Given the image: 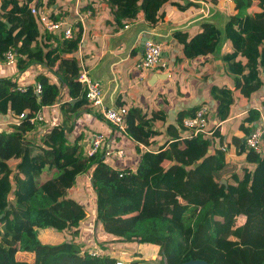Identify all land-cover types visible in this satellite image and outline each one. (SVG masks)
Segmentation results:
<instances>
[{"label":"trees","instance_id":"obj_1","mask_svg":"<svg viewBox=\"0 0 264 264\" xmlns=\"http://www.w3.org/2000/svg\"><path fill=\"white\" fill-rule=\"evenodd\" d=\"M109 1L123 8V17L134 18L143 10L153 24L167 0ZM31 5L47 6L42 0H0V63L4 64V53L11 47L19 54L16 65L21 72L34 63H44L51 70L60 63L55 70L57 81L45 73L37 75L43 87L40 95L32 83L27 82V90L22 92L18 82L0 78V116L15 119L12 113L26 115L21 123L10 124L0 134V264H117L109 252L92 255L83 242L51 243L44 238L45 233L52 234L62 226L79 233L87 210L69 192L77 178L86 174L96 191L97 218L104 230L132 246L158 245L163 264L192 259L264 264V151L255 152L246 140L225 151L218 130L211 137L185 138L170 129L171 136L159 142L163 133L155 123L163 112L155 108L150 114L143 113L135 106L128 109V133L136 150L141 152L142 144L152 149L142 153L136 169L113 168L104 151L82 154L78 142L69 141L66 122L53 126L36 141L28 138L43 122L31 123L29 118L59 103L62 87L67 100H74L66 102L69 112L77 114L81 106L89 104L87 90L79 80L81 25L74 26L71 38L63 32L50 33L33 15ZM235 5L224 29L234 44L225 70L234 77L236 88L251 95L264 80V0H235ZM49 13L52 20H61L54 8ZM203 27L186 41L183 51L187 57L207 55L219 48L221 29L212 23ZM54 43L56 49L50 51ZM227 91L224 87L222 94L212 92L214 99L225 96L216 106V116L222 120L231 112L232 98ZM187 114L179 113L178 124L183 125ZM260 119V109L252 106L240 128L249 135ZM216 140L219 146L209 152ZM235 154H245V166L236 162ZM46 171L53 174L41 181ZM12 251L34 253L35 259L18 260ZM209 256H213L211 260Z\"/></svg>","mask_w":264,"mask_h":264},{"label":"crops","instance_id":"obj_2","mask_svg":"<svg viewBox=\"0 0 264 264\" xmlns=\"http://www.w3.org/2000/svg\"><path fill=\"white\" fill-rule=\"evenodd\" d=\"M42 1L49 9L54 8L55 13L61 15V20L68 23L76 21L77 6L80 8L87 6V9L93 11L92 16L87 19V31L77 54L81 60L82 68L86 70L87 76L91 80L101 83L104 91V104L107 108H117L124 105L129 109L135 106L141 108L143 113L148 114L152 113L155 108L161 110L163 115L155 123V127L163 133L159 142L171 136L170 129L173 133H182L181 137L187 138L189 131L184 125L178 124L177 116L182 112L188 113L187 117L204 104L209 105L213 110L209 125L211 129L215 128L220 135H223V145L239 146L240 143H244L248 134L240 126L247 117L250 107L255 106L261 112V119L255 126L264 122V113L261 109L264 103V80L257 90L251 95H246L234 86V77L225 70L227 55L234 51V44L224 31L228 14L221 20L219 12H223L224 6H232L231 3L224 0H206V4L199 0H167L160 10L159 20L150 24L146 20L143 10L139 11L134 18L123 17L121 15L123 8L109 0ZM232 11H234L233 6ZM117 13L120 14L119 17H117ZM120 20L122 23L118 22ZM205 23H212L218 28L221 27L223 32L220 34L222 43L220 42L219 48L214 53L187 57L183 51L186 41H190L194 36L201 33ZM149 36L155 37L162 43L168 61L166 70L143 71L137 68L144 52L142 51V42L145 37ZM51 42L53 40L49 41V43ZM52 47L50 51L56 49V43ZM240 57L239 55L237 59ZM59 63L60 60L56 63L55 70H58ZM55 70H51L44 63H34L25 71L17 72L14 81L18 82V85L27 82L34 85L38 82L36 77L39 73H45L51 77V80L57 81ZM152 77L157 82L161 79H172L179 84L182 82L183 86H177L171 94H168L166 88L161 89L148 99L147 105H143V94L151 88V85L146 82ZM224 87L234 92L233 97H231L232 102H230V116L222 120L216 116V106L221 103L216 97L217 92H220V89ZM64 88L62 87V100L56 105L46 108L44 111L46 120L37 124V127L27 134L28 138L33 140L35 136L39 139L53 126L64 125L66 122L68 137L72 142H78L80 151L83 152L84 150L85 152L89 147L88 144H90L94 133H103L108 142L106 151L115 147L124 148L126 158L129 159L130 154H132L131 162L127 167L136 169L141 161L142 153L146 149L141 145V152L136 150L134 141L130 137V143L124 142L122 133L120 134L105 119L100 109L93 107L90 103L81 106L77 114L69 112L70 107L66 102L72 101V99L67 100V92H64ZM214 90L217 91L214 95L216 99L213 98ZM13 121L15 119H11L10 116H0V123L5 125ZM162 124L165 125L162 126ZM215 125L217 127H214ZM216 138L219 139V136ZM123 142L125 145H122ZM218 146L216 140L215 146L213 149H209V152ZM146 147L149 149L148 146ZM149 150L152 151V149ZM101 151H104V156H106L105 147ZM234 158L240 166L246 165L245 154H235ZM109 164L112 167L116 166L112 163ZM16 252L18 253L16 257L18 260L32 262L35 259L34 253Z\"/></svg>","mask_w":264,"mask_h":264},{"label":"built area","instance_id":"obj_3","mask_svg":"<svg viewBox=\"0 0 264 264\" xmlns=\"http://www.w3.org/2000/svg\"><path fill=\"white\" fill-rule=\"evenodd\" d=\"M201 3L206 4V0H199ZM227 3H235V0H224ZM31 12L33 15L38 17L39 22L41 23L43 29L50 33L55 32H63L66 38H71L74 35V26L77 24L81 25L82 29V41L85 38V34L87 31V19L90 18L93 14L91 9L82 10L80 6L76 7V21L74 23H68L65 20H52L50 18L49 7L43 6L42 8H38L36 5H31ZM19 57L18 52L14 48H9L4 53L3 63L9 66H12L17 63V59ZM168 65V61L166 60L164 54V48L162 43L157 40L153 36H149L144 44V52L141 60L137 64V68L146 71V70H166ZM82 85L87 90V97L89 103L98 109L101 110L105 119L119 131V133L123 134L128 133V126L126 123L128 108L124 106L115 107V108H107L104 104V91L102 85L99 81L91 80L86 73V70L82 68V73L79 78ZM18 89L22 92L27 90L26 84H19ZM34 89L37 94H41L43 91V87L40 83L34 84ZM56 105V104H55ZM213 114V110L209 105H200V107L196 110L193 116L185 117L183 120V125L188 129L189 135L187 138H192L199 134H204L208 137H211L215 132V128L211 129L209 125V121ZM15 117V121L5 125L0 123V134L8 128V126L12 123L19 124L22 119L26 117L25 113L15 114L12 113ZM45 116L42 109L38 110L35 115L29 118L31 123H38L44 121ZM214 127H217L215 125ZM246 142L249 148L253 149L257 153H262L264 151V122H261L254 128V130L247 136ZM107 140L103 133H94L91 137L89 147L85 150L87 155H93L97 152L101 151L105 147V151L107 148ZM142 147L147 151L151 152L146 146L142 144ZM223 150L226 151L228 145H223ZM126 155V151L124 148L115 147L112 149H108L106 151V157L111 159H119L124 158ZM92 255H99L98 251H91ZM117 264H138L133 262H122L118 261Z\"/></svg>","mask_w":264,"mask_h":264},{"label":"rangeland","instance_id":"obj_4","mask_svg":"<svg viewBox=\"0 0 264 264\" xmlns=\"http://www.w3.org/2000/svg\"><path fill=\"white\" fill-rule=\"evenodd\" d=\"M212 4H216V3H212ZM231 4L235 10L236 5L233 3ZM220 6H223V5H220ZM232 6L231 5L230 7L224 6L223 12H219V16H220L219 18H221V20L224 19L227 14L228 15L233 14ZM219 28L221 27L219 26ZM221 43H222V40H221ZM262 45L264 46V39H263ZM17 72H19V69L16 64L9 66V65L0 63V78L5 77L11 80H14L16 79L15 74ZM146 83H149L151 85V88H149V90H147V92L143 94V101L141 100L142 102H144L143 105H147L148 99L151 98L154 94H157L161 89L166 88L168 90L167 91L168 94H171L177 86H180V87L183 86L182 82L179 84L172 79H169V80L161 79L157 82L155 81L153 77ZM234 86L236 87V83L234 84ZM233 92L234 91L228 88V91H227L228 94L226 95L230 94L229 98L233 97ZM223 97L225 96L219 95L218 100L223 99ZM229 98L227 96L228 100ZM262 113H264L263 110H262ZM254 128H256V126ZM254 128L252 129V131L254 130ZM122 135H123L124 142L130 141L129 139L130 135L126 133H123ZM34 139L36 141L38 137L34 136ZM69 141L72 142L71 139H69ZM124 142L122 143V145H125ZM81 153L82 154L86 153V151L85 152L83 151ZM131 159H132V154H130L129 159L126 157L119 158V159L108 158L107 161L109 163L115 164L118 168L124 169V168H127V166L129 165V162H131ZM116 166H113V168H115ZM52 174L53 172L46 171L44 175L42 176L41 181L50 177ZM76 181L78 182L69 192V196L80 201L85 207V209L87 210V216L85 218L82 217L85 220L83 221L81 219L82 220L81 223L83 222L84 223L79 226V231H78L79 233H76V234L73 233L74 228H69L66 226H62L61 230H53L52 234L45 233L44 238L47 239L48 242L50 241L51 243H60V242L67 241V240H75V241L83 242L85 245L89 247L90 251L95 250V251H98L99 253L109 252L111 256L117 258L116 259L117 262L122 261V262L128 263V262L139 261L138 264H163L162 262L163 256L160 253V247L158 245L149 243V244H141L137 246H134V245L132 246L128 244L127 242H125L124 240L118 237H115L114 235L110 233H107L104 230L102 223H100V221L97 218L98 213H97V204H96V191L92 184L91 177L87 174L82 175L80 176V178H77ZM99 245H107L108 247L100 248ZM92 247H94L95 249H93ZM12 253L15 255V257H17L18 253L16 251H12ZM212 257L213 256H209V259L211 260Z\"/></svg>","mask_w":264,"mask_h":264},{"label":"water","instance_id":"obj_5","mask_svg":"<svg viewBox=\"0 0 264 264\" xmlns=\"http://www.w3.org/2000/svg\"><path fill=\"white\" fill-rule=\"evenodd\" d=\"M1 20H3L1 17H0ZM5 22L10 25V23L8 21L5 20ZM148 39V37H145L143 42H142V51H144V44L146 42V40ZM223 183H227L226 180H223ZM182 264H214L212 262H209L205 259H192V260H189V261H186Z\"/></svg>","mask_w":264,"mask_h":264}]
</instances>
